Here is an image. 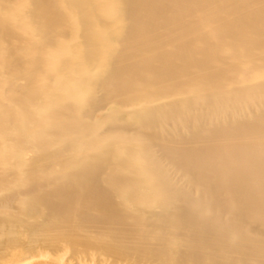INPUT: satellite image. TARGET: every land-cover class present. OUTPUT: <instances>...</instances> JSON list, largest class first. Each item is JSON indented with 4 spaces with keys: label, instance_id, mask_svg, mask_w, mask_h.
<instances>
[{
    "label": "bare ground",
    "instance_id": "1",
    "mask_svg": "<svg viewBox=\"0 0 264 264\" xmlns=\"http://www.w3.org/2000/svg\"><path fill=\"white\" fill-rule=\"evenodd\" d=\"M29 263L264 264V0H0V264Z\"/></svg>",
    "mask_w": 264,
    "mask_h": 264
},
{
    "label": "rangeland",
    "instance_id": "2",
    "mask_svg": "<svg viewBox=\"0 0 264 264\" xmlns=\"http://www.w3.org/2000/svg\"><path fill=\"white\" fill-rule=\"evenodd\" d=\"M111 106V105H110ZM121 109H127V107H120ZM107 113L108 112V110H106V108H103V109H98V110H96L95 112H94V114H93V118L95 119V120H97V122H99L100 123V125L103 127L102 128V130H105L107 127H108V125L110 124L109 122H110V120H108V118H106L105 116H104V113ZM108 133H110V130L109 129H106L105 130V134H108ZM35 261H37V260H35ZM29 264H31V263H29ZM32 264H38V263H32Z\"/></svg>",
    "mask_w": 264,
    "mask_h": 264
}]
</instances>
